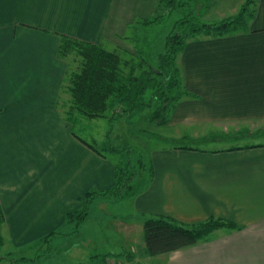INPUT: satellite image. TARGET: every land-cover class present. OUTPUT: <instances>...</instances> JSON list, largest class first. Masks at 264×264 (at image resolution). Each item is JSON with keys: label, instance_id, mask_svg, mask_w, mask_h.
Returning a JSON list of instances; mask_svg holds the SVG:
<instances>
[{"label": "crops", "instance_id": "0c3cea01", "mask_svg": "<svg viewBox=\"0 0 264 264\" xmlns=\"http://www.w3.org/2000/svg\"><path fill=\"white\" fill-rule=\"evenodd\" d=\"M248 1L254 15L247 30L192 37L179 55L183 85L195 96L177 103L167 123L175 128L167 138L171 144L152 154L153 180L134 197L128 218L116 221L119 245L131 255L119 261L264 264V142L179 145L186 138L220 143L264 135V0H214L204 20L235 16ZM159 2L0 0V204L3 247L11 249L6 253L17 249L27 257L25 250L66 226V214L82 207L87 191L116 184L115 164L81 141L59 108L68 68L58 55L61 35L131 51L129 27L153 17ZM160 215L185 224L223 218L237 228L222 227L195 245L151 255L144 221ZM101 241L97 252L87 242L75 245L77 264H97L92 257L108 252L101 246L109 242Z\"/></svg>", "mask_w": 264, "mask_h": 264}, {"label": "trees", "instance_id": "16d2710c", "mask_svg": "<svg viewBox=\"0 0 264 264\" xmlns=\"http://www.w3.org/2000/svg\"><path fill=\"white\" fill-rule=\"evenodd\" d=\"M213 1L160 0V12L150 18H139L135 25L129 27L133 33L126 39L134 44L136 53L113 44H109V49L108 44L61 35L58 55L67 62L68 68L58 103L66 120L76 125L78 115H81L90 119L108 118L113 125L125 116L148 109L153 110L156 124L168 123L179 100L184 96H195L185 89L178 64L179 55L188 40L203 34L219 36L247 30L254 15L247 2L235 16L206 22L204 15ZM175 14L177 19L168 30L163 50L156 57H151L153 49L157 50L153 48L155 34L167 28V20ZM79 139L106 157L103 150L80 136ZM104 149L121 152L113 146ZM138 164L133 166L130 161L115 164V186L87 191L82 209L68 212L66 223L75 221L80 226L88 220L97 198L122 200L143 192L153 180L155 170L153 163L147 167L139 159ZM4 220L0 204V250L4 245ZM222 227L237 228L233 221L216 217L195 224H185L166 215L148 217L144 221L146 250L151 255L169 253L195 245ZM46 236L42 238L43 241ZM40 253L35 258L23 257L20 260L38 263ZM10 255L0 256V261L11 260ZM109 257L127 259L131 255L108 251L97 253L92 258L95 261L100 258L101 264H106Z\"/></svg>", "mask_w": 264, "mask_h": 264}, {"label": "rangeland", "instance_id": "374dc122", "mask_svg": "<svg viewBox=\"0 0 264 264\" xmlns=\"http://www.w3.org/2000/svg\"><path fill=\"white\" fill-rule=\"evenodd\" d=\"M251 1H248V5L251 8ZM160 12L159 10L155 15ZM214 19V15L208 17ZM176 14L174 17H169L167 20V28H162L163 32H158L155 34L154 46L153 48L159 47L161 36H165L169 28L173 26L176 20ZM126 45L131 48V51L136 53V48L132 42H126ZM110 45L108 46V48ZM111 49V48H109ZM151 57L155 56V51L151 53ZM153 110H142L136 111L135 113L125 116L113 123L111 125L108 118H96L90 119L78 115L76 122V130L83 139L88 140L93 143L97 148L103 150L106 158L111 160L114 164L126 163L128 161L132 162L133 166H138L139 159L143 160L147 167L153 163L152 154L153 151L159 147L169 146L171 142L167 140L170 136L174 135L175 128L169 127V124L159 125L156 124L153 119ZM153 119V120H152ZM207 129V128H206ZM207 131V130H206ZM208 131H210L208 129ZM205 132V131H204ZM236 139H224L220 143L204 142V141H194L191 138L182 139L179 145L184 146H227L229 144H245L254 140H260L264 142V135H258V137L250 135H238ZM226 140V141H225ZM116 147L120 149V153H114L108 149L110 147ZM142 172V170H141ZM149 173V172H147ZM116 180V178H115ZM98 190V189H95ZM106 190V189H104ZM99 191V190H98ZM135 196L126 197L122 200H108L106 198H97L92 206V213L90 219L86 220L80 226L76 225V222H70L66 224L63 229L53 230L46 235V240L40 247L29 248L25 250L27 253L25 258H35L36 254L41 252L40 256L41 262L33 263L32 261H22L23 252L16 249L14 254L10 255L9 259L16 262H6L0 264H77L75 245L89 243L88 247L90 250L95 252L97 243L103 245L106 241L105 246H101V251H111L122 253L123 249L119 245V236L116 231H114L117 226V222L120 218L127 219L130 213H132L133 199ZM83 207V205H82ZM79 208L80 210L82 209ZM79 211V210H78ZM137 212L135 211V214ZM119 217V218H116ZM138 215H134V218ZM195 224V223H194ZM115 228V229H114ZM212 234V233H211ZM210 234V235H211ZM109 240V241H108ZM92 246V247H91ZM34 247V246H33ZM96 247V249H95ZM74 249V250H73ZM10 247L4 246L0 250V256L7 255ZM73 250V251H72ZM72 251V252H71ZM73 254V255H72ZM120 259H115L109 257L106 264H134L135 262H124L119 261ZM102 259H98V264H101Z\"/></svg>", "mask_w": 264, "mask_h": 264}]
</instances>
